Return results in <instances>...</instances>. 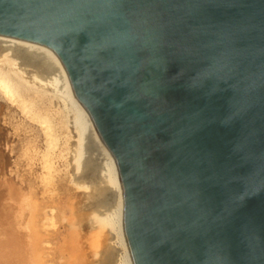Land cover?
<instances>
[{
  "label": "water",
  "instance_id": "water-1",
  "mask_svg": "<svg viewBox=\"0 0 264 264\" xmlns=\"http://www.w3.org/2000/svg\"><path fill=\"white\" fill-rule=\"evenodd\" d=\"M115 162L133 264H264V0H0Z\"/></svg>",
  "mask_w": 264,
  "mask_h": 264
},
{
  "label": "bare ground",
  "instance_id": "bare-ground-1",
  "mask_svg": "<svg viewBox=\"0 0 264 264\" xmlns=\"http://www.w3.org/2000/svg\"><path fill=\"white\" fill-rule=\"evenodd\" d=\"M0 99H2V102H5L6 105L9 104L12 106H19V108L22 110L23 113L27 114V117L29 118L28 120H32L33 124H37L39 126H41V129H44L45 133L47 136H49L51 138V142L53 144H56V141L59 142V138H58V134L57 130H55V127L50 126L49 123H51V121L54 119L52 118V120H49V112L47 111V109L45 108L46 105V100H50L53 104H57V103H61V105L63 106L66 115L65 117H70L71 118V123L72 126L75 130V140L73 142V149L72 151L74 152V160H72L73 162V166L71 167L73 168V170L75 172H80L81 166L83 165V163H86L87 161L89 162H94L93 164H95V167L93 165V171L92 175H87V180L84 179V181H82V183H80L79 188L80 189H85L90 183H92L91 180L92 177L94 176V178L96 177L97 181L100 182V184L105 183V187L107 189L105 190H101L102 191V195L105 198V195L103 194L104 192H106L109 196L106 195L107 198V203L102 207L103 211L99 214V213H95L96 211H92V204H90L87 198H90L89 196L86 197V194L89 195L88 193L84 192V196L85 199L87 200V202L89 203V205L87 203L82 202V204H87L86 205V210L87 207L89 208V210L91 212H89V214H93L94 215V220L92 219V223L94 221L93 224H95V227L93 229V231L91 229H88V236L89 234H91V244L95 245V243L93 244L94 240L98 239L97 241H101L102 243L107 240H110L107 238V233L105 232L107 229L110 228V232L113 235L112 241L114 242V244H116V253L114 252V249L111 248H107V252H105V254H103V258L102 261L105 262V264H133L131 257L129 255L127 246H126V242H125V238H124V233H123V199H122V191H121V186H120V182H119V178H118V174H117V170H116V166H115V162L113 160V157L111 156V154L107 151V149L104 147L102 140L98 134V131L94 125V123L92 122L91 118L89 117L88 113L86 112V110L75 100L70 83L68 81L67 78V74L65 72V69L60 61V59L58 58V56L49 48L37 44V43H33V42H29V41H24V40H20V39H16V38H11V37H7V36H3L0 35ZM47 100V101H48ZM1 102V101H0ZM51 106V105H50ZM54 106V105H53ZM8 108V107H7ZM53 108V107H52ZM55 109L58 108V105H56L54 107ZM2 109V108H1ZM9 109V108H8ZM11 109V108H10ZM52 110V109H51ZM13 111V109H12ZM17 111V110H16ZM19 111V110H18ZM55 112V111H54ZM59 112V111H58ZM62 111H60L61 113ZM57 113V111H56ZM60 113H58L60 115ZM20 114V112H19ZM63 114V113H62ZM12 115V114H11ZM14 115V114H13ZM12 115V116H13ZM64 115V114H63ZM15 117V115H14ZM52 117V116H51ZM22 118H24L22 116ZM57 118V117H55ZM62 118V115H61ZM68 118V119H70ZM14 119V118H13ZM11 117V120L14 122V120ZM19 119V118H18ZM17 119V120H18ZM59 119V116H58ZM55 120V119H54ZM16 121V120H15ZM65 121V120H64ZM26 122V120H25ZM54 122V121H53ZM24 123V122H23ZM29 122H27L28 124ZM31 123V121H30ZM67 123V122H66ZM29 125V127H32L34 125ZM55 124V123H54ZM60 124V123H59ZM64 124V123H63ZM68 124V123H67ZM19 125V124H16ZM57 125V123H56ZM36 126V125H35ZM34 126V127H35ZM60 126V125H59ZM62 126V125H61ZM68 126V125H67ZM28 127V126H26ZM38 127V126H37ZM37 127H35V132L39 133V129H37ZM56 128H59L56 126ZM72 127L70 126V129ZM18 129V128H17ZM29 129V128H28ZM63 129V128H62ZM65 129V127H64ZM63 129V130H64ZM62 130V131H63ZM67 130V129H65ZM72 130V129H71ZM23 131V130H22ZM31 131V130H29ZM33 131V130H32ZM31 131V132H32ZM43 131V130H42ZM41 131V132H42ZM43 131V132H44ZM61 131V130H60ZM61 131V132H62ZM69 133V130H67ZM27 132V131H26ZM73 132V131H71ZM37 133V134H38ZM66 133V132H65ZM36 134V133H35ZM36 134V137H37ZM42 134V133H40ZM61 134V133H60ZM45 135L46 138H48ZM41 135H38V137ZM61 136V135H60ZM64 136V134H63ZM70 136V135H69ZM35 137V136H34ZM35 137V138H36ZM44 137V136H43ZM42 137V139H43ZM44 137V139H45ZM66 137V135H65ZM65 137L63 138V140L65 139ZM40 138V137H39ZM62 138V136H61ZM70 138V137H69ZM32 139V138H30ZM33 140V139H32ZM38 140V139H37ZM41 140V139H40ZM36 141L37 142H40ZM46 140V139H45ZM50 140V139H49ZM69 140V139H68ZM73 140V139H72ZM28 141V139H27ZM66 141V139H65ZM64 141V143H66ZM47 142V141H46ZM24 143V142H23ZM27 143V142H26ZM30 143V140H29ZM43 143V142H42ZM45 143V142H44ZM49 143V142H48ZM69 143V142H67ZM25 144V143H24ZM58 144V143H57ZM72 144V141H71ZM70 144V145H71ZM28 146H26L27 148L31 145V144H26ZM39 146L42 144H38ZM59 145V144H58ZM57 145V146H58ZM65 145V144H64ZM34 146V144H33ZM48 146V145H47ZM67 146V145H66ZM66 146L63 147L66 149ZM52 147V145H51ZM62 147V146H60ZM70 147V146H69ZM34 148V147H33ZM42 148V147H41ZM45 148V146H44ZM47 148V147H46ZM50 148V147H49ZM48 148V149H49ZM58 148V147H57ZM56 148V150H57ZM68 148V147H67ZM31 150V148H29ZM61 149V148H60ZM59 149V150H60ZM63 149V150H65ZM71 149V148H70ZM69 149V150H70ZM28 150V149H27ZM38 150V149H37ZM45 150V149H44ZM50 150V149H49ZM58 150V151H59ZM62 150V149H61ZM62 150V151H63ZM25 151V150H24ZM34 151V149H33ZM61 151V152H62ZM68 151V150H67ZM26 152V151H25ZM38 152V151H37ZM43 152V151H42ZM27 153V152H26ZM30 153V152H29ZM28 153V154H29ZM35 153V152H34ZM49 153V152H48ZM71 153V150L70 152ZM24 154V153H23ZM31 154V153H30ZM42 154V153H41ZM44 154V153H43ZM54 154V152H53ZM58 154V153H57ZM59 154L60 153L59 151ZM72 154V153H71ZM86 154H90L89 158H86ZM25 155V154H24ZM33 155V154H32ZM64 155V154H63ZM62 155V158H64V156ZM66 155V154H65ZM35 156V155H34ZM46 158V155H44ZM60 156V155H59ZM67 156V155H66ZM25 158H27L26 156H24ZM37 157V154H36ZM42 158V156H40ZM69 157V156H68ZM66 157V158H68ZM71 157V155H70ZM93 157V158H92ZM95 157V158H94ZM31 158V157H30ZM38 158V157H37ZM40 158V159H41ZM55 158V157H54ZM57 158V157H56ZM59 159H62L60 157H58ZM50 159V158H49ZM57 159V160H59ZM24 160V159H22ZM38 160V159H36ZM64 160V159H63ZM67 160V159H66ZM21 161V160H20ZM19 161V162H20ZM49 161V160H47ZM52 161V158H51ZM60 161V160H59ZM62 161V160H61ZM71 163V159L68 160ZM42 162V161H41ZM66 162V161H65ZM33 163V162H32ZM37 163V162H36ZM45 163V162H44ZM40 164V163H39ZM46 164V163H45ZM44 164V165H45ZM52 164V163H51ZM50 164V165H51ZM54 164V163H53ZM66 164V163H65ZM64 164V165H65ZM69 164V163H68ZM46 165L45 168L50 167L51 166ZM61 165V169H62V164ZM4 166V165H3ZM28 166V165H27ZM33 166V165H32ZM67 166V164H66ZM69 166V165H68ZM90 166V165H88ZM29 167V166H28ZM42 167V166H41ZM57 167V165L55 166ZM60 167V166H59ZM57 167V168H59ZM32 168V167H31ZM30 168V169H31ZM34 168V167H33ZM32 168V169H33ZM44 168V167H43ZM53 168V167H52ZM87 168V167H86ZM92 168V167H91ZM89 168V169H91ZM31 169V170H32ZM49 169V168H48ZM67 169V168H66ZM88 169V170H89ZM26 170V169H25ZM41 170V169H40ZM45 170V169H44ZM42 170V171H44ZM50 170V169H49ZM56 170V169H55ZM58 170V169H57ZM64 170V169H63ZM87 170V169H86ZM92 170V169H91ZM30 171V170H29ZM62 171V170H60ZM59 171V172H60ZM66 172V170H64ZM63 171V172H64ZM72 171V170H71ZM73 171V172H74ZM31 172V171H30ZM35 172V171H34ZM54 172V171H53ZM58 172V171H57ZM56 172V173H57ZM85 172V171H84ZM25 173V172H24ZM67 173L69 174V172L67 171ZM86 173V172H85ZM39 174V173H38ZM60 174V173H59ZM71 174V173H70ZM75 174V173H74ZM73 174V175H74ZM80 175H82V173H78ZM87 174V173H86ZM86 174H84V176L86 177ZM90 174V173H88ZM42 175V174H41ZM40 175V176H41ZM52 175V174H51ZM54 175V174H53ZM66 175V174H65ZM96 175V176H95ZM75 176V175H74ZM73 176V177H74ZM79 176V175H77ZM83 176V177H84ZM92 176V177H91ZM82 176H79L78 178L81 179ZM38 178V177H37ZM93 178V179H94ZM53 179V178H52ZM51 179V180H52ZM56 179V178H55ZM79 179V181H80ZM83 179V178H82ZM36 180V177H35ZM77 180V179H76ZM75 182H78L76 181ZM33 181V180H31ZM39 181V180H38ZM95 181V182H97ZM6 182V181H5ZM10 183V182H9ZM41 183V182H40ZM98 183V182H97ZM44 184V183H43ZM93 184V183H92ZM30 185V184H29ZM82 185V186H81ZM94 185V184H93ZM40 186V185H39ZM92 186V185H91ZM96 186V183H95ZM100 189H103L101 186L99 185ZM104 186V185H103ZM32 188V185L30 186ZM98 186H96V190L99 189L97 188ZM30 188V189H31ZM37 188V187H36ZM89 190V187H87ZM33 189V188H32ZM95 189V187H94ZM52 191V190H51ZM55 191V190H54ZM31 194L35 193V190H30ZM49 192V191H48ZM57 192V191H56ZM82 192V191H81ZM92 192L93 191H89ZM96 192V191H95ZM98 192V190H97ZM96 192V193H97ZM54 193V192H53ZM86 193V194H85ZM94 193V194H96ZM99 193V192H98ZM96 194L99 196V194ZM101 193V192H100ZM105 193V194H106ZM26 194V193H25ZM30 194V195H31ZM43 193H41L42 195ZM50 194V192H49ZM83 194V193H82ZM11 195V193H10ZM36 195V193H35ZM2 196V195H1ZM0 196V197H1ZM84 196L81 195V197L84 198ZM94 196V195H93ZM32 197V196H31ZM95 200L96 196H94ZM110 197V198H109ZM25 198V197H24ZM27 198V197H26ZM33 198L36 197H32ZM49 198V197H48ZM82 198V199H83ZM102 198V197H100ZM71 199V198H70ZM78 199V198H77ZM80 202H81V198H79ZM110 202H108L109 200ZM8 200V199H7ZM4 200V201H7ZM23 201V199H21ZM29 200V199H26ZM76 201V200H75ZM78 201V202H79ZM8 202V201H7ZM21 202V201H20ZM19 202V203H20ZM27 202V201H26ZM30 202V201H29ZM71 202V201H69ZM79 202V203H80ZM5 202H3L4 204ZM11 203V200H10ZM24 203V202H23ZM77 203V202H76ZM98 202L96 201L95 204H97ZM31 203H29L30 205ZM74 206L75 203H73ZM81 204V203H80ZM80 204H78L79 206L76 208L78 209L80 207ZM6 205V204H5ZM4 205V206H5ZM37 205V204H36ZM35 205V206H36ZM94 205V204H93ZM8 206V205H7ZM24 206V205H23ZM22 206V207H23ZM38 206V205H37ZM71 206V205H70ZM73 206V207H74ZM82 206V205H81ZM19 207V206H18ZM31 207V205H30ZM95 207V206H94ZM2 211L0 213V264H38L39 263V259H40V254H43V250L46 247H38L39 250H41L40 248H42L43 250L38 252L37 254V258H36V245L34 243H32V241L30 239H32V236H36V242L38 236L34 235L36 234L35 230L31 229L28 225V221L26 222V226H25V222H24V212H18V209H14L16 208V206L13 208H9L7 209L6 207H2ZM24 208V207H23ZM22 208V209H23ZM28 208V205L25 206V209ZM72 208V207H71ZM74 208V209H75ZM101 208V207H100ZM31 209V208H30ZM30 209L28 210V212L30 213ZM38 209L40 211H42L40 209V207H38ZM75 209V210H76ZM80 209H82L80 207ZM80 209H78L80 211ZM84 209V208H83ZM24 210V209H23ZM36 210V209H35ZM76 210L74 212V214L79 213V211ZM38 211V210H37ZM39 211V212H40ZM78 211V212H77ZM83 211V210H82ZM79 213L77 214L79 217L81 215L82 221L84 222L83 219V213ZM28 212L26 211V215L28 214ZM34 212V211H33ZM39 212H35L36 215H34V217L37 216V214ZM84 212V211H83ZM41 213V212H40ZM39 213V215H40ZM85 213V212H84ZM47 214V213H46ZM31 216V215H30ZM76 216V215H74ZM91 216V215H90ZM90 216H86L87 220L89 221V217ZM73 217V216H72ZM77 217V216H76ZM96 217V218H95ZM78 218V217H77ZM78 218L77 223H80V219ZM30 219V218H29ZM36 219V218H35ZM34 219V220H35ZM75 220H77L75 218ZM86 220V218H85ZM86 220V221H87ZM32 221V220H31ZM36 222H40L39 220H35ZM91 222V221H90ZM31 223V222H30ZM29 223V224H30ZM77 223H75L76 225H78ZM89 223V222H88ZM73 224V223H72ZM73 224V225H75ZM32 225V223H31ZM36 225V224H35ZM81 225V224H80ZM79 225V226H80ZM90 225V223L88 224ZM38 226L40 227V224L38 223ZM37 226V227H38ZM93 226V225H92ZM77 227V226H75ZM80 227H78L77 229L79 230ZM41 227L38 230L39 232L41 231ZM89 230H91L92 232L89 233ZM71 231V230H70ZM69 231V232H70ZM105 232V234H104ZM109 232V233H110ZM77 233V232H76ZM30 235V238H29ZM49 235V234H48ZM56 235V234H55ZM27 236V237H26ZM43 236V235H42ZM50 236V235H49ZM70 236V235H69ZM87 238H90L88 237ZM52 237V236H50ZM76 238V242L73 248V252L74 255L77 256V258H79L78 263L77 264H87L89 263V256L90 254L86 253V250L89 249L86 246H88L85 242V247H84V243L82 240L83 237L79 234H77V236H74ZM73 237V238H74ZM48 238V237H47ZM46 238V239H47ZM54 238V237H53ZM86 238V237H85ZM86 238V239H87ZM41 239V238H40ZM51 239V238H50ZM58 239V238H57ZM69 240V238H67ZM102 239L104 241H102ZM42 241L45 240L41 239ZM52 240V239H51ZM68 240L66 241V243L68 242ZM74 240V239H73ZM42 241H40V245L42 244ZM46 242H49V240H45ZM88 242V240H86ZM97 241H96V245H97ZM51 242V241H50ZM55 242V241H54ZM52 242V243H54ZM112 242V243H113ZM108 243V242H107ZM45 244V243H44ZM55 244V243H54ZM52 244V245H54ZM68 244V243H67ZM66 244V245H67ZM73 244V243H71ZM70 244V245H71ZM101 244V243H100ZM43 245V244H42ZM90 245V243H89ZM45 246V245H43ZM109 245L105 244V247H107ZM66 247V246H65ZM72 248V247H71ZM94 247L90 246L89 250H92ZM113 248H115L113 246ZM70 249V247L68 248V250ZM103 249V250H104ZM112 249V250H111ZM72 251V249H70ZM106 251V250H104ZM34 252V262L32 261L33 257H32V253ZM46 252H44L45 255ZM47 253H51V250L48 251ZM87 255H86V254ZM91 253V252H90ZM48 255V254H47ZM62 255V254H61ZM60 255V256H61ZM65 255V254H64ZM72 255V254H71ZM70 255V256H71ZM93 255V254H92ZM90 256V258L92 257L94 259V257L96 256ZM43 256V255H42ZM58 256V254H57ZM69 256V257H70ZM45 257V256H44ZM49 257L46 256V258ZM50 258V257H49ZM60 258V257H59ZM62 258H64L62 256ZM66 258V257H65ZM91 258V259H92ZM100 258V257H99ZM69 259L68 257L66 258ZM74 261V258H70ZM88 259V261H87ZM104 259V260H103ZM36 260V261H35ZM47 260V259H46ZM58 261V260H57ZM63 261V260H62ZM61 261V262H62ZM87 261V263H86ZM53 262V260H52ZM59 262V261H58ZM60 262V263H61ZM69 262V260L67 261ZM41 263V262H40ZM44 263V262H43ZM55 263V261H54ZM58 263V264H60ZM70 263V262H69ZM67 263V264H69ZM72 263V262H71ZM70 263V264H71ZM50 264V262H49ZM57 264V263H55ZM74 264V263H73Z\"/></svg>",
  "mask_w": 264,
  "mask_h": 264
},
{
  "label": "rangeland",
  "instance_id": "rangeland-1",
  "mask_svg": "<svg viewBox=\"0 0 264 264\" xmlns=\"http://www.w3.org/2000/svg\"><path fill=\"white\" fill-rule=\"evenodd\" d=\"M48 100V99H47ZM46 100V105H43V106H45V108L47 109V111L49 112V115H51V116H49V120L51 121L52 120V118H54L52 121H51V123H49L50 124V126H53V127H55V130H57V131H55V132H57V134H58V140H59V142L58 141H56V144H53L52 142H51V138L49 137V136H47L46 135V133H45V131H44V129H41L42 127L41 126H39V125H37V124H33V122H32V120H28L29 118L27 117V114H25V113H23L22 112V110L19 108V106H12L11 107V105H9V104H7L6 105V103L5 102H2V99H0V213H1V211H2V208H1V206L2 207H6L7 209H9V208H14L15 206H16V208H14L15 210L16 209H18L19 211L18 212H24L23 214L25 215L24 216V222H25V226H26V222L28 221V225H29V227L31 228V229H33V230H35V232H36V234H34V235H37L38 236V238H37V241L38 242H36V239H35V237L36 236H32V239H30L31 241H32V243H34L35 245H36V247H37V249H36V251H37V253H36V258H37V254H38V252H40V251H42L44 248L43 247H46L44 250H43V254H40L41 256H40V261H39V263L38 264H49V262H50V264H55V263H60L62 260V262L60 263V264H67V263H71V264H77L78 263V261H76V260H78L79 258H77V256L76 255H74V252H73V248H74V245H75V243H77L76 241V238L74 237V236H77V234H79V236L81 235L82 237H83V239L84 240H82L83 241V243H84V247H85V242H86V244L88 245V246H86L87 248H89L90 249V246L91 247H94V248H92L93 249V251L92 250H89V249H87L86 250V253H88V254H90V255H88L89 256V263H87V261H88V259H87V261H86V263L87 264H105V262H103L102 261V258H103V254H105V252H107V248H110V246H111V248L112 249H114V252L116 251L115 249L117 248L116 247V244H114V242L112 241V238H113V235L111 234V232H110V228L109 229H107L105 232L107 233V238L108 239H110V240H107L106 242L102 239V241H104L103 243L100 241H97L98 239H96V240H94V242H93V244L95 243V245H92L91 244V234H89V236H88V229H91L92 231H93V229H94V227H95V224H93L94 223V221H93V223H92V219L94 220V215L93 214H89V212H91L90 210H89V208H90V206L91 205H89V203L90 204H92V211H96L95 213L97 214V213H101L102 211H103V206L107 203V198H106V195L107 196H109L106 192H104L103 194L105 195V198L103 197V195H102V191L101 190H105V189H107L106 187H105V183H103V184H100V182L99 181H97V179H96V177L94 178V176L92 177V179L91 180H93V181H91L92 183H90L89 184V186L88 185H86L87 187H89V190H88V188L86 187L85 189H80L79 188V186L78 185H80V183H82V181H84V179L85 180H87V175H92L93 173H92V171H93V168L95 167V164H93L94 162H89V161H87L86 163H83V165L81 166V169H80V172H75L74 170H73V168L72 167H74L72 164V160H74V152L72 151V149H73V147H72V145H73V142H74V140H75V130H74V128H73V126H72V123H71V118L70 117H68V118H70V119H68L67 117H65V116H67L66 115V112H65V110H64V108H63V106L61 105V103H57V104H53L50 100H48L47 101ZM51 105V106H50ZM54 105V106H53ZM56 105H58V108L57 109H55L54 107L56 106ZM9 109H8V108ZM53 107V108H52ZM2 108V109H1ZM11 108V109H10ZM12 109H13V111H12ZM52 109V110H51ZM17 110V111H16ZM19 110V111H18ZM55 111V112H54ZM56 111H57V113H56ZM59 111V112H58ZM60 111H62L61 113H60ZM19 112H20V114H19ZM58 113H60V115L58 114ZM64 115H63V114ZM14 114L15 115V117H14V115L12 116V115ZM61 115H62V118H61ZM22 116L24 117V118H22ZM58 116H59V119H58ZM11 117H12V119L14 120V122L11 120ZM55 117H57V118H55ZM19 118V119H18ZM18 119V120H17ZM16 120V121H15ZM25 120H26V122H25ZM65 120V121H64ZM30 121H31V123H30ZM54 121V122H53ZM24 122V123H23ZM27 122H29L28 124H27ZM68 124H67V123ZM55 123V124H54ZM56 123H57V125H56ZM60 123V124H59ZM64 123V124H63ZM16 124H19V125H16ZM36 125L35 127H37V129H39L38 131H39V133L38 132H35V127L34 126H32V127H29V125L31 126V125ZM60 125V126H59ZM62 125V126H61ZM68 125V126H67ZM26 126H28V127H26ZM56 126L57 127H59V128H56ZM70 126L72 127L71 129H70ZM64 127H65V129H67V130H69V133H67L68 131L67 130H65L64 129ZM18 128V129H17ZM29 128V129H28ZM64 130H63V129ZM23 130V131H22ZM29 130H33L32 132L31 131H29ZM44 132H43V131ZM62 132H61V131ZM27 131V132H26ZM42 131V132H41ZM71 131H73V132H71ZM66 132V133H65ZM37 134V137H36V134ZM40 133H42V134H40ZM61 133V134H60ZM72 133H74V134H72ZM63 134H64V136H63ZM38 135H41V136H39L38 137ZM45 135L48 137V138H46L45 137ZM62 136V138H61V136ZM65 135H66V137H65ZM70 135V136H69ZM36 138H35V137ZM45 137V139H44V137ZM42 137H43V139H42ZM65 137V139H66V141L67 142H69V143H67L66 141H65V139L63 140V138ZM70 137V138H69ZM30 138H32V139H30ZM27 139H28V141H27ZM38 139V140H37ZM41 139V140H40ZM50 139V140H49ZM69 139V140H68ZM73 139V140H72ZM29 140H30V143H29ZM40 140V142H37V144H36V141H39ZM47 141V142H46ZM64 141L66 142V143H64ZM71 141H72V144H71ZM25 144H24V143ZM27 142V143H26ZM43 142V143H42ZM45 142V143H44ZM49 142V143H48ZM59 145H58V144ZM26 144H31L28 148L26 147V146H28V145H26ZM33 144H34V146H33ZM38 144H42V145H38ZM65 144V145H64ZM71 144V145H70ZM48 145V146H47ZM51 145H52V147H51ZM58 145V146H57ZM67 145V146H66ZM44 146H45V148H44ZM60 146H62V147H60ZM66 146V149L65 148H63V147H65ZM70 146V147H69ZM34 147V148H33ZM42 147V148H41ZM47 147V148H46ZM50 147V148H49ZM58 147V148H57ZM68 147V148H67ZM29 148H31V150L29 149ZM50 150H49V149ZM56 148H57V150H56ZM63 150V149H65V150H61V149ZM71 148V149H70ZM28 149V150H27ZM33 149H34V151H33ZM38 149V150H37ZM45 149V150H44ZM60 149V150H59ZM71 150V153H69L70 152V150ZM27 152H25V151ZM60 151V153H62V154H59V151ZM68 150V151H67ZM38 151V152H37ZM43 151V152H42ZM62 151V152H61ZM31 154H30V153ZM35 152V153H34ZM49 152V153H48ZM53 152H54V154H53ZM25 155H24V154ZM29 153V154H28ZM42 153V154H41ZM44 153V154H43ZM58 153V154H57ZM33 154V155H32ZM36 154H37V157H36ZM64 154V155H63ZM67 156H66V155ZM35 155V156H34ZM44 155H46V158H44L45 156ZM60 155V156H59ZM62 155L64 156V158H62ZM70 155H71V157H70ZM90 155V154H89ZM89 155L88 154H86V158H89ZM24 156H26L27 158H25ZM40 156H42V158L40 157ZM69 156V157H68ZM31 157V158H30ZM55 157V158H54ZM57 157V158H56ZM58 157H60V158H62V159H59ZM66 157H68V158H66ZM41 158V159H40ZM50 158V159H49ZM51 158H52V161H51ZM93 158V157H92ZM95 158V157H94ZM22 159H24V160H22ZM36 159H38V160H36ZM57 159H59V160H57ZM64 159V160H63ZM67 159V160H66ZM71 159V163H70V161H68V160H70ZM21 160V161H20ZM47 160H49V161H47ZM62 160V161H61ZM20 161V162H19ZM42 161V162H41ZM66 161V162H65ZM33 162V163H32ZM37 162V163H36ZM46 164H45V163ZM40 163V164H39ZM52 163V164H51ZM54 163V164H53ZM67 164V166H66V164ZM69 163V164H68ZM45 164V165H44ZM51 164V165H50ZM60 164H62L63 166H62V169H61V165ZM65 164V165H64ZM4 165V166H3ZM29 167H28V166ZM33 165V166H32ZM46 165H50L51 166V168L50 167H48L47 166V168H45L46 167ZM57 165V167H59V168H57V167H55ZM69 165V166H68ZM72 167H71V166ZM88 165H90V166H88ZM93 165H94V167H93ZM42 166V167H41ZM33 169H32V168ZM44 167V168H43ZM53 167V168H52ZM87 167V168H86ZM92 167V168H91ZM32 170H31V169ZM50 170H49V169ZM67 168V169H66ZM89 168H91V169H89ZM26 169V170H25ZM41 169V170H40ZM45 169V170H44ZM56 169V170H55ZM58 169V170H57ZM66 170V172L64 171V170ZM87 169V170H86ZM89 169V170H88ZM31 172H30V171ZM42 170H44V171H42ZM60 170H62V171H60ZM72 170V171H71ZM35 171V172H34ZM54 171V172H53ZM58 171V172H57ZM60 171V172H59ZM64 171V172H63ZM67 171L69 172V174L67 173ZM74 171V172H73ZM87 173H85V172ZM25 172V173H24ZM57 172V173H56ZM39 173V174H38ZM60 173V174H59ZM71 173V174H70ZM75 173V174H74ZM78 173H82V175H80V174H78ZM88 173H90V174H88ZM42 174V175H41ZM52 174V175H51ZM54 174V175H53ZM66 174V175H65ZM75 176H74V175ZM84 174H86V177L84 176ZM41 175V176H40ZM77 175H79V176H82L81 177V179L80 178H78L79 176H77ZM94 175V174H93ZM74 176V177H73ZM84 176V177H83ZM35 177H36V180H35ZM38 177V178H37ZM53 178V179H52ZM56 178V179H55ZM83 178V179H82ZM94 178V179H93ZM52 179V180H51ZM77 179V180H76ZM79 179H80V181H79ZM31 180H33V181H31ZM39 180V181H38ZM75 180L76 181H78V182H75ZM6 181V182H5ZM95 181H97V182H95ZM10 182V183H9ZM41 182V183H40ZM80 182V183H79ZM44 183V184H43ZM95 183H96V186H98L97 188H99V189H97L98 190V192H97V190H96V186H95ZM30 184V185H29ZM83 184V183H82ZM32 185V188L30 187ZM40 185V186H39ZM92 185V186H91ZM99 185H102L101 187L103 188V189H100V186ZM104 185V186H103ZM82 186V185H81ZM37 187V188H36ZM94 187H95V189H94ZM31 188V189H30ZM30 190H35V193H36V195H35V193H34V196H33V193L31 194V192H30ZM52 190V191H51ZM55 190V191H54ZM93 191V193L92 192H89V191ZM50 192V194H49V192ZM57 191V192H56ZM82 191V192H81ZM83 191H85L86 193H90L89 195H87L86 193V197H90V198H87L88 199V201H90L89 203L87 202V200L85 199V196H84V192ZM99 194V196L98 195H96L97 193ZM54 192V193H53ZM101 192V193H100ZM10 193H11V195H10ZM26 193V194H25ZM41 193H43L42 195H41ZM83 193V194H82ZM94 193H96V194H94ZM106 193V194H105ZM31 194V195H30ZM81 195L82 196H84V198L83 197H81ZM96 196V199L97 200H95L94 198V196ZM36 197V200H35V198H33V200H32V197ZM25 197V198H24ZM27 197V198H26ZM49 197V198H48ZM100 197H102V198H100ZM71 198V199H70ZM78 198V199H77ZM79 198H81V202L79 201L80 199ZM83 198V199H82ZM110 198V197H109ZM8 199V200H7ZM21 199H23V201L21 200ZM26 199H29V200H26ZM4 200H7V201H4ZM10 200H11V203H10ZM76 200V201H75ZM109 200V199H108ZM21 201V202H20ZM27 201V202H26ZM30 201V202H29ZM69 201H71V202H69ZM81 203H79V202ZM85 202V203H87L88 205H89V208L87 207V210H86V205L85 204H82V202ZM98 202L97 204H95V202ZM3 202H5L4 204H3ZM20 202V203H19ZM24 202V203H23ZM77 202V203H76ZM83 202V203H84ZM108 202H110V200L108 201ZM29 203H31L30 205H31V207H30V205H29ZM73 203H75V205H77V206H74V204ZM6 204V205H5ZM38 206H37V205ZM78 204H80V207L82 208V209H80V207L78 208V209H80V211L78 210V209H76L79 205ZM94 204V205H93ZM5 205V206H4ZM8 205V206H7ZM24 205V206H23ZM26 205H28V208H26L25 209V206ZM36 205V206H35ZM71 205V206H70ZM82 205V206H81ZM87 205V206H88ZM19 206V207H18ZM24 208H23V207ZM74 206V207H73ZM95 206V207H94ZM38 207H40V209L42 210V211H40L39 209H38ZM72 207V208H71ZM76 207V208H75ZM101 207V208H100ZM24 210H23V209ZM31 208V209H30ZM76 210H78L79 211V213H81V211H82V213H83V219H84V222H81L82 221V218H81V215H80V217L77 215V214H79V213H75L74 214V212L76 211ZM84 208V209H83ZM30 209V213L28 212V210ZM36 209V210H35ZM38 210V211H37ZM17 211V210H16ZM26 211L28 212V214L26 215ZM34 211V212H33ZM41 213H40V212ZM77 211V212H78ZM89 211V212H88ZM35 212L37 213V212H39L40 213V215H39V213L37 214V216L36 217H34V215H36L35 214ZM47 213V214H46ZM34 214V215H33ZM31 215V216H30ZM74 215H76L78 218H81L80 219V223H77V221H78V218L76 217V216H74ZM90 216L89 217V221L87 220V217L86 216ZM73 216V217H72ZM30 218V219H29ZM36 218V219H35ZM75 218L77 219V220H75ZM85 218H86V220H85ZM96 218V217H95ZM39 220L40 222H36L35 220ZM32 220V221H31ZM91 221V222H90ZM32 223V225H31V223ZM90 223V225H88L89 223ZM30 223V224H29ZM38 223L40 224V227L42 228L41 229V231L39 232L38 230L40 229V227L38 226ZM75 224V223H77L78 225H73V224ZM36 224V225H35ZM81 224V225H80ZM80 225V226H79ZM93 225V226H92ZM38 226V227H37ZM75 226H77V227H75ZM78 227H80L79 228V230L77 229ZM71 230V231H70ZM91 230H89V233H91L92 231ZM70 231V232H69ZM77 232V233H76ZM94 232V231H93ZM105 232H104V234H105ZM110 232V233H109ZM50 236H52V237H50ZM56 234V235H55ZM43 235V236H42ZM70 235V236H69ZM87 236L88 237H90V238H87ZM27 237V236H26ZM44 237H45V240H49V242H46L45 240L44 241H42L41 239H44ZM48 237V238H47ZM54 237V238H53ZM74 237V238H73ZM87 239H86V238ZM29 238H30V235H29ZM41 238V239H40ZM47 238V239H46ZM52 240H51V239ZM58 238V239H57ZM67 238H69V240L67 239ZM74 239V240H73ZM68 240V244L66 243V241ZM86 240H88V242L86 241ZM40 241H42V244L43 245H45V246H43L42 244L40 245L39 243H40ZM51 241V242H50ZM55 241V242H54ZM85 241V242H84ZM93 241V240H92ZM96 241H97V245H96ZM52 242H54V243H52ZM108 242V243H107ZM113 242V243H112ZM45 243V244H44ZM71 243H73V244H71ZM89 243H90V245H89ZM101 243V244H100ZM52 244H54V245H52ZM67 244V245H66ZM71 244V245H70ZM105 244H107V245H109V246H107V247H105V249H104V246H105ZM42 246V248H40L41 250H39V248L38 247H41ZM66 246V247H65ZM113 246L115 247V248H113ZM70 247V249H72V251L69 249L68 250V248ZM72 247V248H71ZM106 250V251H104V250ZM111 249V250H112ZM47 250L48 251H50L51 250V252L53 253V254H51V253H47ZM102 250L104 251V252H102ZM44 252H46L45 253V255H44ZM91 252V253H90ZM85 253V254H86ZM116 253V252H115ZM49 255V257H47L46 258V256H48ZM57 254H58V256H57ZM62 254V255H61ZM65 254V255H64ZM72 254V255H71ZM93 254V255H92ZM43 255V256H42ZM61 255V256H60ZM71 255V256H70ZM87 255V254H86ZM96 256V257H94V259L92 258H90V256ZM45 256V257H44ZM62 256L64 257V258H62ZM70 256V257H69ZM32 257H33V259H32V261L34 262V257H35V255H34V252L32 253ZM60 257V258H59ZM68 257L69 259H67V261L69 260V262H67L66 261V258ZM74 258V261L72 260V259H70V258ZM100 257V258H99ZM47 259V260H46ZM52 260H53V262H52ZM59 262H58V261ZM104 260V259H103ZM36 261V260H35ZM54 261H55V263H54ZM41 262V263H40ZM44 262V263H43ZM77 262V263H76ZM69 263V264H70ZM85 264V263H84Z\"/></svg>",
  "mask_w": 264,
  "mask_h": 264
}]
</instances>
